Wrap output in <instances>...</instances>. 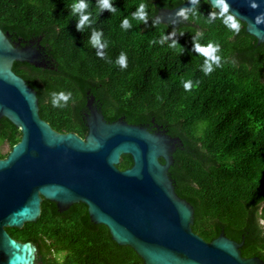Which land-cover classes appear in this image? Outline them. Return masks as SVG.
I'll use <instances>...</instances> for the list:
<instances>
[{"label": "trees", "instance_id": "trees-1", "mask_svg": "<svg viewBox=\"0 0 264 264\" xmlns=\"http://www.w3.org/2000/svg\"><path fill=\"white\" fill-rule=\"evenodd\" d=\"M185 1L111 0L117 9L112 13L101 10L99 0H84L83 13H73L80 0H0V28L22 45L40 37L51 59L47 67L12 65L36 91L41 118L60 132L84 137L82 111L89 92L107 121L122 118L150 130L157 125L178 137L181 145L172 153L169 173L175 192L193 206L192 230L206 241L221 230L235 241L243 238L242 256H259L264 264V41L248 33L241 20L238 33L221 19L209 23V13L219 9L206 0L175 29L154 18L159 8ZM141 3L147 24L132 19ZM81 14L89 21L77 31ZM125 18L132 25L126 30ZM94 31L101 33L103 48L93 47ZM173 41L176 46L170 47ZM194 42L218 44L222 66L205 75V58L195 52ZM121 53L124 69L116 63ZM188 81L191 91L183 86ZM61 91L71 98L54 107L52 95ZM19 138V129L1 117L0 148H11ZM5 154L0 150V157ZM131 164V156L123 154L117 167ZM7 231L36 246L35 264H143L105 225L90 220L82 202L59 211L43 199L36 220Z\"/></svg>", "mask_w": 264, "mask_h": 264}, {"label": "water", "instance_id": "water-1", "mask_svg": "<svg viewBox=\"0 0 264 264\" xmlns=\"http://www.w3.org/2000/svg\"><path fill=\"white\" fill-rule=\"evenodd\" d=\"M198 1L159 8L154 18L175 29L185 22L175 13ZM227 2L239 12L245 30L263 42L264 23L257 26L253 18L264 12V0H257L255 10L247 0ZM39 41L31 38L22 45L0 28V118L20 131L0 158V264H10L13 257H19L14 264H35L36 246L15 239L7 228L36 220L43 199L55 202L59 211L84 203L90 220L105 225L111 238L131 247L143 264H263L259 256H242L243 238L235 241L221 230L206 241L192 230L193 206L175 192L169 173L172 153L181 145L178 137L122 118L107 121L89 92L84 137L60 132L41 118L36 91L12 70L14 61L48 66ZM123 154L132 164L119 169Z\"/></svg>", "mask_w": 264, "mask_h": 264}, {"label": "clouds", "instance_id": "clouds-1", "mask_svg": "<svg viewBox=\"0 0 264 264\" xmlns=\"http://www.w3.org/2000/svg\"><path fill=\"white\" fill-rule=\"evenodd\" d=\"M207 2V0H206ZM248 6L255 10L260 7V3L257 2V0H247ZM211 7L213 8H219V12L211 11L209 13V19L208 22L210 23L213 19H221L222 22L233 32L238 33L240 31L241 25L239 22L238 17H240V14L238 11H233L230 8L229 3L227 0H211ZM88 5L84 2V0H80L79 4H73L72 6V12H81L83 13V10L86 9ZM99 7L101 10H107L109 12L115 13L117 9L113 6L111 3V0H99ZM192 13L193 15H197L195 9H188V8H181L179 11L175 13L176 16L182 17L184 20L189 19V13ZM132 19L137 21H142L143 23L147 24L148 14L146 11V5L141 3L137 9L136 12L132 13ZM89 21V15L81 14L79 22L76 24V30L81 31L83 25ZM254 24L259 25L261 23H264V12L257 14L253 18ZM155 23V21H154ZM121 27L123 29H129L132 27L130 20L128 18H125L121 24ZM100 32H93V35L91 37V43L93 47H99L103 48L104 45L100 43ZM174 35V33H173ZM200 35H203L202 33ZM168 37H163L164 40H166ZM176 42L173 41L172 45L170 47H175ZM194 49L195 52L201 54L205 60H204V66L202 68V71L205 75H210L215 69V67H221V57L218 56L216 53L220 49V46L218 44H212L209 43L207 46H202L199 43L194 42ZM98 56H103V53L97 52ZM116 63L122 68L127 67V61L125 54L121 53ZM198 83V82H197ZM184 89L186 91H191L193 85L191 81L184 83ZM71 98V93H65L63 91L59 93H53L52 95V104L54 107H63L67 104L69 99ZM60 101L64 102V105H61ZM19 257H13L10 259V264H14V261L18 260Z\"/></svg>", "mask_w": 264, "mask_h": 264}, {"label": "flooded vegetation", "instance_id": "flooded-vegetation-1", "mask_svg": "<svg viewBox=\"0 0 264 264\" xmlns=\"http://www.w3.org/2000/svg\"><path fill=\"white\" fill-rule=\"evenodd\" d=\"M50 59V58H49ZM51 63V59H50V62L48 63V64H50ZM87 112V107L85 106V108H84V110L82 111V115H83V118H84V114ZM148 127V126H147ZM149 128V127H148ZM158 129H161L160 127H154V130H151V131H155V130H158ZM149 130H150V128H149ZM11 148H9L7 151H6V154H5V156L7 155V153L9 152V150H10ZM5 156H3V157H5ZM3 157H0V158H3Z\"/></svg>", "mask_w": 264, "mask_h": 264}, {"label": "rangeland", "instance_id": "rangeland-1", "mask_svg": "<svg viewBox=\"0 0 264 264\" xmlns=\"http://www.w3.org/2000/svg\"><path fill=\"white\" fill-rule=\"evenodd\" d=\"M0 150H1L2 152H6V151L8 150V146H7L6 144H4V145L0 148Z\"/></svg>", "mask_w": 264, "mask_h": 264}]
</instances>
